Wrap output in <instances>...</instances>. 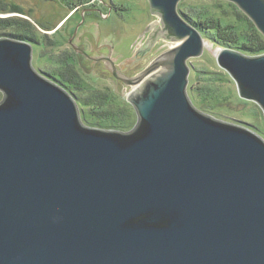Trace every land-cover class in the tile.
Instances as JSON below:
<instances>
[{"label":"water","instance_id":"1","mask_svg":"<svg viewBox=\"0 0 264 264\" xmlns=\"http://www.w3.org/2000/svg\"><path fill=\"white\" fill-rule=\"evenodd\" d=\"M181 1L147 0L158 27L143 47L170 48L122 78L126 133L85 127L32 44L0 38V264H264V140L189 99L187 61L210 46ZM220 1L264 37V0ZM216 61L264 116V54Z\"/></svg>","mask_w":264,"mask_h":264},{"label":"rangeland","instance_id":"2","mask_svg":"<svg viewBox=\"0 0 264 264\" xmlns=\"http://www.w3.org/2000/svg\"><path fill=\"white\" fill-rule=\"evenodd\" d=\"M5 1L20 6L21 13L0 15V18L24 22L30 27L38 44H43L44 41L45 44L47 40L54 45L45 47L32 44V66L37 72L63 83L61 73L68 78L73 76L65 70L70 65L64 66L60 61L62 58L64 61L68 58L74 60L75 56L68 72L76 73L79 84L66 85L79 105L81 123L97 130L123 133L131 131L137 122L136 112L127 102L132 88L126 85L115 88L98 77L99 74L92 72L88 61L77 58L69 42L87 52L92 50V45L97 41L110 45L113 61L127 73L139 74L151 61L170 48L161 40L151 49L145 48L143 53L142 46L149 33L158 27V18L151 13L147 0ZM181 4L187 7L211 6L213 0H183L179 6ZM8 33L17 32L14 29L0 31V35ZM208 35H211L210 32ZM6 36L1 35L0 38H10ZM203 40L210 47L205 48L202 56L187 61L190 70L187 94L192 104L205 115L253 131L264 140L262 111L255 103L239 97L235 82L217 64V50L223 47L207 37H203ZM139 52L143 54L139 55ZM2 98L0 93V102Z\"/></svg>","mask_w":264,"mask_h":264},{"label":"trees","instance_id":"3","mask_svg":"<svg viewBox=\"0 0 264 264\" xmlns=\"http://www.w3.org/2000/svg\"><path fill=\"white\" fill-rule=\"evenodd\" d=\"M178 11L191 26L200 32L202 37L211 39L212 42L214 41L223 48H229L247 56H258L264 54V37L257 31L253 23L241 11H239L234 4L213 0V5L211 6L203 5L197 7H187L181 4L180 6L178 5ZM14 13H21L20 6L7 3L5 0H0V15H9ZM227 13L230 15H225ZM7 29H14L17 33L1 34L2 36L7 35L6 37H10L12 39L26 41L31 44H38V41L32 34L30 27L24 22H20L12 18H0V31ZM208 32H210V36L208 35ZM44 42L43 44L38 45H45V47L54 46H52L50 41L46 40L45 44ZM73 58L74 60L68 58L65 61L62 58L60 63L64 66L70 65V67H72L71 65H73V62L75 61V56ZM70 62L72 64H70ZM70 67H65V70L69 74L72 73L74 79L65 77L64 73H61L60 77L63 78L62 80L64 82H56L57 80H55V82L64 88L75 99L74 94L66 85L67 83L74 85L79 84L76 79V73H73L74 71L68 72Z\"/></svg>","mask_w":264,"mask_h":264},{"label":"flooded vegetation","instance_id":"4","mask_svg":"<svg viewBox=\"0 0 264 264\" xmlns=\"http://www.w3.org/2000/svg\"><path fill=\"white\" fill-rule=\"evenodd\" d=\"M76 46L79 48V50L83 52V53L81 52L78 53L72 48L76 53L77 58L88 61L90 63V68L92 72L94 71L95 74L97 75L99 74L98 77L103 78L115 88L121 85H125L122 80L123 77L131 78L134 77L136 74H138L133 72L130 74L127 73L123 69V67L117 65L113 61V57L111 55L112 49L111 47H109L110 45H105L97 41L94 43V45H92V50L90 52L85 51L78 45ZM144 50L146 49L143 47V53ZM143 53L139 52V55H142ZM145 68L146 67H144V69Z\"/></svg>","mask_w":264,"mask_h":264}]
</instances>
